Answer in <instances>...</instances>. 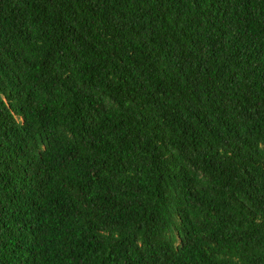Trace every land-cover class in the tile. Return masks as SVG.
Returning a JSON list of instances; mask_svg holds the SVG:
<instances>
[{
  "label": "trees",
  "instance_id": "1",
  "mask_svg": "<svg viewBox=\"0 0 264 264\" xmlns=\"http://www.w3.org/2000/svg\"><path fill=\"white\" fill-rule=\"evenodd\" d=\"M0 264H264V0H0Z\"/></svg>",
  "mask_w": 264,
  "mask_h": 264
}]
</instances>
